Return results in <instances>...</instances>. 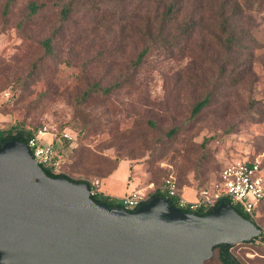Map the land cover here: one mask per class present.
Segmentation results:
<instances>
[{
    "label": "rangeland",
    "instance_id": "1",
    "mask_svg": "<svg viewBox=\"0 0 264 264\" xmlns=\"http://www.w3.org/2000/svg\"><path fill=\"white\" fill-rule=\"evenodd\" d=\"M172 1L15 0L5 16L0 0L1 129L67 132L65 176L102 182L122 164L147 198L173 176L193 201L225 167L264 164V0H178L149 41ZM34 3L44 7L30 16ZM109 186L104 196L125 190ZM254 222L264 233V204ZM231 254L264 264V241Z\"/></svg>",
    "mask_w": 264,
    "mask_h": 264
},
{
    "label": "water",
    "instance_id": "2",
    "mask_svg": "<svg viewBox=\"0 0 264 264\" xmlns=\"http://www.w3.org/2000/svg\"><path fill=\"white\" fill-rule=\"evenodd\" d=\"M262 234L225 202L202 217L165 198L108 209L85 183L46 176L25 144L0 148V264H206Z\"/></svg>",
    "mask_w": 264,
    "mask_h": 264
},
{
    "label": "built area",
    "instance_id": "3",
    "mask_svg": "<svg viewBox=\"0 0 264 264\" xmlns=\"http://www.w3.org/2000/svg\"><path fill=\"white\" fill-rule=\"evenodd\" d=\"M0 131H3L0 127ZM72 138L67 132L53 134L47 129L38 130L27 141V149L33 160L42 168L49 169L56 176L64 175L62 154ZM65 176V175H64ZM91 198L104 196L100 192L101 181L92 180L85 183ZM158 192L175 203L182 212L195 214L208 212L221 202L228 201L232 207L239 208L245 215L255 220V212L264 202V164L261 161H244L233 163L220 172L218 181L210 189L196 193L195 201H188L183 195L176 179L167 177L162 185L154 189L152 195ZM141 191H133L125 197L115 199L120 209L135 211L151 200Z\"/></svg>",
    "mask_w": 264,
    "mask_h": 264
},
{
    "label": "trees",
    "instance_id": "4",
    "mask_svg": "<svg viewBox=\"0 0 264 264\" xmlns=\"http://www.w3.org/2000/svg\"><path fill=\"white\" fill-rule=\"evenodd\" d=\"M151 0H145V2H150ZM178 0H173L172 2H170V4L167 6V10L166 12H163L162 15L160 16V18L158 19L157 23L158 25H155L154 23V26H155V31H152V23L148 24L149 26L146 28V30L142 33V35L148 39L149 41H152L154 40V35L156 34V39L160 36H162V28L164 27V25L172 22L174 20V15H176V12H177V4H178ZM15 3V0H7V4H6V7H5V16L9 14V8L12 4ZM44 6H38L36 3L34 4H31L29 6V15L30 16H35ZM69 10L67 9H64L62 11V16L64 19H66V17L68 16L69 14ZM156 23V24H157ZM155 39V41H156ZM154 41V42H155ZM46 44V48L49 47V44L50 42L49 41H46L45 42ZM148 54V50H144L140 56L138 57L137 59V63L135 64V67H137L145 58V56ZM209 103V100L208 99H205L203 100L202 102H200L199 104H197L193 110V113H192V118L196 117L197 115L200 114V112L202 111L203 108H205ZM37 130L36 129H26V127H12L11 129L7 130V131H0V148L5 145L6 143H9V142H19V143H22V144H27V141L34 135V133H36ZM44 173L46 176H48L49 178H64V179H67L68 181L70 182H74L73 180H71L70 178H68L67 176H64V175H61V176H56L54 174H52V172L49 170V169H46L44 167H42ZM115 171V170H114ZM114 171H112L110 174H107L106 176H104L102 178L103 179H106L108 178ZM177 181V180H176ZM82 183H85V182H82ZM163 183V182H162ZM177 184L179 186L180 189H182L177 181ZM162 185V184H161ZM153 198H165L167 199V197L165 195H162L158 192H155L151 199ZM97 205L99 206H102V207H105V208H108V209H111V208H120L117 206L116 204V201L115 199H111L109 197H105V196H101V197H97V198H91ZM170 201V204L172 206L175 207V203L173 200L169 199ZM225 203L227 204H230L228 201H224ZM264 204V202L261 203V205ZM261 205L259 206V208L261 207ZM259 208L257 209V211L259 210ZM233 209L235 210V212L237 214H239L243 219L247 220V221H250L252 222L253 224H255L254 220H252L250 217H248L247 215H245L239 208L237 207H233ZM257 211L255 212V217H256V213ZM128 212H131V211H128ZM211 213V211H208V212H202V211H199V212H196L195 214L197 216H207ZM261 240L264 241V236L261 237ZM256 241L258 240H255L254 242L248 244V245H240V246H243V247H246V246H249V245H253V243H255ZM219 249H222L224 251L223 254L221 255H217V264H242L241 261H239L237 258H235L231 253H230V248H226L224 246H219V247H216L213 251V255L216 251H219ZM213 259V257H212ZM212 259L210 261H212ZM209 261V262H210ZM208 262V263H209ZM207 264V263H206Z\"/></svg>",
    "mask_w": 264,
    "mask_h": 264
},
{
    "label": "crops",
    "instance_id": "5",
    "mask_svg": "<svg viewBox=\"0 0 264 264\" xmlns=\"http://www.w3.org/2000/svg\"><path fill=\"white\" fill-rule=\"evenodd\" d=\"M1 122V121H0ZM3 130V129H2ZM122 164H120L117 169L106 179H103L102 182H101V185L105 183H108L110 186L107 188V192L110 193V194H114L112 188H111V185L113 186L115 184V182H117V179H121L123 181V185L125 187V190L123 192V194H121L120 196H112V195H109L107 194V196L105 197H109L111 199H119V198H122V197H125L126 195L132 193L133 191H136L137 190V183H134L132 182L130 179H131V176H130V171H129V168L127 167V173L126 174H123V175H118V171L120 169ZM138 191V190H137ZM184 192H186L185 190H183V195H184ZM195 196H194V199L193 201H195L196 199V192H194ZM190 201V200H188Z\"/></svg>",
    "mask_w": 264,
    "mask_h": 264
},
{
    "label": "flooded vegetation",
    "instance_id": "6",
    "mask_svg": "<svg viewBox=\"0 0 264 264\" xmlns=\"http://www.w3.org/2000/svg\"><path fill=\"white\" fill-rule=\"evenodd\" d=\"M231 250L232 249H230V253H231ZM224 253V251L222 250V249H219V251H217V255L219 256V255H221V254H223Z\"/></svg>",
    "mask_w": 264,
    "mask_h": 264
}]
</instances>
